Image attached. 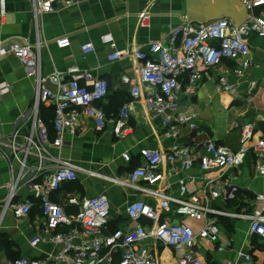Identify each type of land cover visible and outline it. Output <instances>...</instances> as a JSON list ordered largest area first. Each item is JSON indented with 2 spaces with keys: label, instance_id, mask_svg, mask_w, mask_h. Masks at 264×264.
Here are the masks:
<instances>
[{
  "label": "built area",
  "instance_id": "1",
  "mask_svg": "<svg viewBox=\"0 0 264 264\" xmlns=\"http://www.w3.org/2000/svg\"><path fill=\"white\" fill-rule=\"evenodd\" d=\"M35 19L45 13L76 5L80 0H30ZM247 8L248 20L237 25L230 17H219L205 23L183 20L172 27L166 39L152 41L147 50H114L108 60H120L125 56L141 62L134 75L123 74L121 81L128 85L133 101L126 103L120 114L112 120V132L117 137L130 134L132 104L144 98L145 106L154 119H160L162 135L167 139L180 137L181 129L196 127V113H180L179 93L189 95L198 90L204 73L222 65L226 60L234 62L228 71L219 73L216 86L220 91L237 94V79L244 78L253 64L249 37L257 34L264 37V0H241ZM6 1L0 0V19L6 16ZM151 14L139 15L141 26H149ZM104 43H114L111 33L101 37ZM67 46L69 40H60ZM40 45L26 39H0V56L12 54L18 58L26 72L36 82L34 105L30 119H24L14 129L8 142L0 139V147L10 150L13 161L19 164L16 172L11 167V182L5 209L15 217L30 214L32 198L19 197L25 190L40 203L44 225L32 237V246L50 243L57 248L51 256L54 264H163L158 250L160 245L174 250L177 264H209L199 257L195 249L198 240L217 242L220 235L216 216L243 218L249 221V232L264 238V191L254 193L257 206L250 213L214 208L211 199L234 200L238 193L247 191L221 174L210 177L207 172L217 169L238 168L248 154L254 156V171L264 177V136L255 138L257 128L252 122H237L240 129V145L234 151L213 139L198 141L192 145L173 142L166 149L145 146L139 150L140 164L124 177L111 181L125 188L139 191L154 200L150 205L143 199L129 202L124 209L133 223L129 229L109 230L111 203L106 194L91 197H70L68 203L76 207L69 214L53 196L64 185L77 181L80 173L98 174L89 171L70 159L52 152L61 149L66 136L81 132L82 117L93 121L98 131L107 128L109 120L100 105L110 93L107 79L95 77L88 70L71 67L66 72L55 71L43 77ZM85 52H93L92 43L82 46ZM50 81L54 88L47 86ZM258 81L251 80L245 93L251 95ZM7 81L0 83V96L11 92ZM54 108L52 119L53 136L46 125L41 107ZM27 123L29 124L26 126ZM130 161V156L124 154ZM198 166L199 175L181 174ZM177 176V190H170V178ZM196 179L204 182L203 196L190 193L189 185ZM171 212L180 218L205 220L199 232L184 222L162 220ZM179 218V219H180ZM223 250V247H219ZM119 255L116 261L115 256ZM245 264H253L252 257L239 252ZM12 264H40L37 259L20 256ZM224 264H236L227 261Z\"/></svg>",
  "mask_w": 264,
  "mask_h": 264
},
{
  "label": "crops",
  "instance_id": "2",
  "mask_svg": "<svg viewBox=\"0 0 264 264\" xmlns=\"http://www.w3.org/2000/svg\"><path fill=\"white\" fill-rule=\"evenodd\" d=\"M5 1L7 14L2 21L0 19V39H26L32 44L39 41L43 77L47 79L56 70L66 72L77 66L95 77L107 79L110 84V93L100 104L109 120L107 128L96 130L93 121L84 116L81 119V132L76 136H66L63 147L52 150L54 154L98 173H80L77 181L64 185L54 193L53 197L69 214L76 212V207L68 203L70 197L106 194L112 208L109 230L129 229L134 225L124 212L125 206L138 199L153 205L154 200L112 182L111 178L124 177L138 166L142 147L166 149L176 141L192 145L213 139L236 151L240 145V129L234 126L237 122H252L257 128L255 138L264 136V37L257 34L249 37L253 64L246 70L244 78L237 79L240 89L237 94L220 91L216 86L219 73L228 71L234 65L230 60L205 72L195 94L179 93L178 112L197 114L194 129L184 126L179 138H165L160 119L152 117L142 97L132 104L130 134L120 138L112 132V120L126 103L133 101L129 87L121 81V76L134 75L141 62L132 56L110 61L108 55L115 49L122 52L147 50L150 42L166 39L170 29L184 20L185 0H80L72 7L45 13L37 20L30 0ZM142 12L151 14L149 26H141L139 15ZM108 33L113 36V44L101 40ZM64 38L69 40L67 46L60 44ZM86 43L93 44V52L86 53L82 49ZM251 80L258 81V86L248 95L245 90ZM3 81H7L12 88L9 94L0 96V139L8 142L19 122L30 119L36 82L26 74L21 61L12 54L0 56V83ZM46 84L54 88L50 81L47 80ZM28 125H25L26 130ZM124 154L130 156V161L124 159ZM12 162L17 172L19 164L13 161L10 150L0 147V264H12L22 255L37 259L40 264H54L51 260V256L57 252L54 245L41 243L34 247L30 243L44 225L38 199L25 190L19 194V197L32 198L34 202L30 214L21 218L5 209ZM181 174L197 176L198 166ZM207 174L210 177L225 174L250 194L242 198L237 195L236 199L229 201L211 199L210 205L214 208L250 213L257 206L254 193L264 191V177L256 175L254 156L251 154L246 155L244 163L238 168L217 169ZM177 178H170L172 192L178 188ZM203 186L204 182L196 179L189 185L190 193L203 196ZM168 217L171 222H184L196 232L205 223V220L180 218L174 212L167 217L163 215L162 220ZM216 220L220 227L219 240L214 243L199 239L195 249L199 257L209 264H224L227 261L245 264L239 257V252L244 251L251 255L253 264H264V238L250 234L247 219L219 215ZM219 247H223V250ZM158 254L163 264H177L171 247L160 245ZM118 259L119 255H116L115 260Z\"/></svg>",
  "mask_w": 264,
  "mask_h": 264
},
{
  "label": "water",
  "instance_id": "3",
  "mask_svg": "<svg viewBox=\"0 0 264 264\" xmlns=\"http://www.w3.org/2000/svg\"><path fill=\"white\" fill-rule=\"evenodd\" d=\"M187 22L205 23L219 17H230L237 25L248 20L247 8L241 0H185Z\"/></svg>",
  "mask_w": 264,
  "mask_h": 264
},
{
  "label": "trees",
  "instance_id": "4",
  "mask_svg": "<svg viewBox=\"0 0 264 264\" xmlns=\"http://www.w3.org/2000/svg\"><path fill=\"white\" fill-rule=\"evenodd\" d=\"M41 113H42V116H43V119L46 123V125L49 127L50 129V132L53 136V128H52V119H53V115H54V108L53 107H47V106H42L41 107ZM250 195L249 192H246L245 194H241V193H238V197H243L244 195Z\"/></svg>",
  "mask_w": 264,
  "mask_h": 264
},
{
  "label": "rangeland",
  "instance_id": "5",
  "mask_svg": "<svg viewBox=\"0 0 264 264\" xmlns=\"http://www.w3.org/2000/svg\"><path fill=\"white\" fill-rule=\"evenodd\" d=\"M32 101H33V100H32ZM32 105H33V103H32ZM30 108H32V106H31Z\"/></svg>",
  "mask_w": 264,
  "mask_h": 264
}]
</instances>
